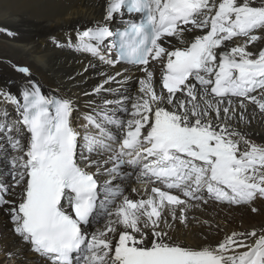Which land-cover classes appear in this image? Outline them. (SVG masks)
<instances>
[{
    "label": "snow or ice",
    "instance_id": "1",
    "mask_svg": "<svg viewBox=\"0 0 264 264\" xmlns=\"http://www.w3.org/2000/svg\"><path fill=\"white\" fill-rule=\"evenodd\" d=\"M66 35L51 39L129 67L84 93L99 103L83 131L76 101L45 91L28 67L16 66L29 77L18 94L0 89L17 113L0 111V207L14 233L46 264H264V227L198 246L169 234L209 201L264 198V142L241 127L249 102L264 116V47H248L264 39V0H106L101 20ZM132 68L134 92L105 88ZM133 176L159 186L126 196Z\"/></svg>",
    "mask_w": 264,
    "mask_h": 264
},
{
    "label": "bare ground",
    "instance_id": "2",
    "mask_svg": "<svg viewBox=\"0 0 264 264\" xmlns=\"http://www.w3.org/2000/svg\"><path fill=\"white\" fill-rule=\"evenodd\" d=\"M105 3L106 0H0V89L18 94L29 77L17 71L16 66L28 67L31 79L41 83L45 91H58L76 101L74 127L83 131L82 126L86 124L83 116L90 111L89 101L99 103V97L85 96L84 93L92 92L105 78L103 73L123 72L122 69L127 66L109 68L91 55L69 50L66 46L57 47L51 37L59 38L60 43L65 44L66 34L74 36L76 29H84L102 19ZM120 21L117 16L112 22V28H116ZM108 43L111 41H106L105 45ZM248 47L249 50L260 49L264 47V39ZM89 64L92 66L89 67ZM127 75L131 76L127 83L121 85L113 82L105 85V88L134 92L141 74L132 69ZM158 78L157 67L154 80ZM122 79L123 76L117 78ZM104 96L110 100L119 98L113 93H105ZM4 108L13 119L16 118L14 106L0 98V111ZM246 115L250 123L241 124V127L251 139L258 143L264 142V116L259 113L258 107L254 110L250 102ZM0 147H3V141H0ZM105 178L101 176L100 181ZM145 188L150 190L151 187L142 181L124 182V195L138 198L137 193H142ZM19 192V187L10 188L6 199H18ZM171 223L169 234L179 242L192 246L215 243L233 231H251L253 228L264 227V198L263 201L255 200L251 206L209 201L207 205L191 210L187 223ZM0 264H46L43 257L33 252L31 246L14 233L6 206L0 207Z\"/></svg>",
    "mask_w": 264,
    "mask_h": 264
},
{
    "label": "rangeland",
    "instance_id": "3",
    "mask_svg": "<svg viewBox=\"0 0 264 264\" xmlns=\"http://www.w3.org/2000/svg\"><path fill=\"white\" fill-rule=\"evenodd\" d=\"M261 201H263V198L261 199V198H259Z\"/></svg>",
    "mask_w": 264,
    "mask_h": 264
}]
</instances>
